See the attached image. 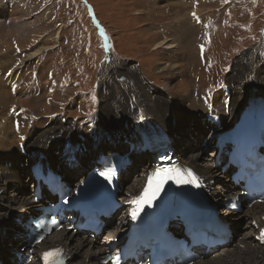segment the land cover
<instances>
[{"label":"rangeland","instance_id":"rangeland-1","mask_svg":"<svg viewBox=\"0 0 264 264\" xmlns=\"http://www.w3.org/2000/svg\"><path fill=\"white\" fill-rule=\"evenodd\" d=\"M174 1L178 2L0 0V67L3 70L0 72L7 79L16 70V79L21 85H35L40 89L31 95H13L10 104H17L25 111L24 121L29 119L31 127L38 117L51 118L52 122L61 118L75 125L79 135L88 136L89 126L92 131L101 128L98 125L101 88L112 81L110 92L116 97L122 96V83H125L122 77L129 70L125 66L134 65L150 86L162 91L173 103L168 114L175 123L178 138L187 141L183 151L176 149L178 154L197 155L196 150L201 151L200 143L212 131L205 136L204 130L200 131L190 121L192 116L201 122L205 115L226 116L227 106L215 105L209 99L228 86L238 65L244 68L247 59L260 53L264 55V0H200L194 5L188 4L187 8L183 2L177 7ZM11 25L28 26L23 28V40L18 36L21 32L16 33ZM5 32L11 33L10 37L3 36ZM163 40L174 47L155 49ZM32 55L36 56L28 62ZM159 64L165 66L164 71L157 70ZM113 75L119 76L115 84ZM257 83L262 82L257 79ZM0 85V88H10L1 77ZM14 87L17 89L19 85ZM206 102L211 104L210 109ZM217 119L221 118H216L212 130ZM66 129L71 131L72 127ZM176 141L175 148L180 144ZM66 147L60 144L59 152ZM7 151L2 155L10 161L12 152ZM214 151V145L202 150L207 157L200 162L208 164ZM133 158L147 161L146 154ZM136 170L134 167L130 181L136 176ZM123 220L122 216H115L111 226ZM235 225L234 243L247 232L245 222ZM221 249H214L212 257L221 253Z\"/></svg>","mask_w":264,"mask_h":264},{"label":"bare ground","instance_id":"bare-ground-1","mask_svg":"<svg viewBox=\"0 0 264 264\" xmlns=\"http://www.w3.org/2000/svg\"><path fill=\"white\" fill-rule=\"evenodd\" d=\"M198 1L200 0H178V2L174 1L173 4L180 7L183 2L184 8H187L189 7L188 4L194 5ZM1 12L2 8H0V15L2 16ZM11 26L16 33L17 31L21 32L18 36L20 40H23L21 34L28 26ZM6 32L3 36L10 37L11 33L7 34ZM170 45L169 41L163 40L156 45L155 49L174 47V45ZM252 54L255 53L250 52V55ZM35 56L29 57L28 62ZM24 62L27 63L26 60ZM125 67H129V70L126 71L127 75L122 80L125 81L122 83L124 85L123 95L116 97L111 93L112 81L105 83L100 90L101 106L98 114L100 120L98 125L101 128L92 131L89 126L88 133L91 134L88 136L86 134L79 135L75 125L69 122L67 124L61 118L57 122H52L51 118L44 120L46 118L38 117L36 123L31 127L30 123L24 121L27 118L25 111L17 104H10V102L14 98L13 95L18 93L19 96H21L20 94L31 95L40 89L35 85H21L20 81L18 82L16 79V70H12L13 73L7 79L3 78V71L0 72L2 82L5 81L6 86L10 87L0 88V257L7 260L8 264H21L18 256L28 253L27 236L25 238L22 236V231H26L22 228L18 235L15 224L16 219H22L26 213H32L31 211L35 207L34 195L38 186L36 179L39 176L36 173L42 170L38 162L41 154H45L44 157L52 168L66 175L68 186L69 184L75 186L83 183L85 176L99 165L100 156L111 154L114 151L118 152L122 166L119 167L115 175V186L120 190V199H123L126 204V213L128 214H132L134 209L138 207L139 210L148 211L150 203L158 202L169 210L171 213L169 217L173 223L184 225L181 212H175L176 209H179L178 206L182 205L180 207L182 208L187 200L194 202L202 200L200 189L189 175H185L181 182H176L170 176V169L166 168L169 166V162L166 161V167H162L158 164L157 158L150 154L153 144L147 141V136L153 135L155 132L152 130L153 128L157 127L162 133L165 131L174 142L178 138L176 126L174 127L175 123L172 122L171 114H168L173 109L171 108L173 103L167 100L162 91L150 86L136 66L128 65ZM164 69L165 66L158 65V71H164ZM112 79L115 84L119 76L113 75ZM257 79L262 83H257ZM14 85H19V87H17L18 91L13 94ZM253 96L264 98V55L262 53L247 59L244 68L238 65L229 78L228 87L209 99V102L215 105L227 106L226 116L207 117L206 115L202 122L195 115L192 116L193 119L190 121L195 123L201 129L200 131L204 130L205 136L207 132L211 133L212 131L210 137L203 141L205 143H200L201 151L196 150L197 155L193 153L184 156V153L181 152L177 154L182 172L187 174L188 170L185 168L187 167L195 176L203 179L211 198L215 201L226 197L225 193H230L232 187L233 189L235 187L233 183L227 186L230 177L227 179V175L223 173L222 169L229 161L237 162L234 152L235 147H238L240 143L236 141L234 146V141L237 137H241V134L238 131H232L228 137V133L240 119L242 111L249 106L250 98ZM209 102H206L208 109L211 107ZM259 111L263 112L261 117L259 113H250L247 119H264V102L260 104ZM216 118L221 119H217L216 126L212 130ZM37 123L38 126L36 127ZM251 124V121H246V125L251 126ZM68 126L72 127L71 131H67ZM249 134L252 136L249 137L248 135L250 140L258 137V129L249 128ZM16 138L20 140L16 141ZM21 140H25V142L22 144ZM256 142L258 141L255 140L254 143ZM20 144L22 146L19 149ZM60 144H67V149L64 152H59ZM212 145H214L215 151L210 155L212 158L208 164L200 162V159L207 157L204 156L202 150H207ZM16 146L18 148H15ZM178 148L181 147L175 149L178 150ZM255 148L257 147L250 150L252 151L250 157ZM8 149H11L10 152H12L10 161L2 155ZM86 154L88 155L81 161ZM143 154L147 155V161H134V155L142 157ZM223 156H225V160ZM2 159H4L3 162ZM132 162H134L133 166H131ZM134 167H137L138 170H136V176L130 181L129 177L131 178ZM157 171L161 173L164 182L155 198L149 203L139 205L132 203L131 201L135 197L145 193V189L149 187V178ZM25 172L27 179L24 178ZM229 173L232 175V179L233 176H240V170L234 167L229 170ZM218 184L223 187L221 191ZM105 189L110 191L107 187ZM224 214L227 216L226 222L232 235L229 242L220 250L221 253H217L213 257L214 250L211 253L203 251V255L194 264H264V244L255 239L264 227V205H256L252 209L247 208L240 215ZM121 216L123 219V215ZM187 217L184 215V220H187ZM240 221L246 223L244 227L247 232L242 234L246 236L234 243L236 228L233 226ZM111 224L112 222L109 224V230H103L102 235L106 234V236L102 242L89 236L65 232L56 234L34 248L32 253L34 261L30 264H42L41 253L57 247L64 249L68 258L66 264H99L97 258L101 257L102 253L107 250L106 244L124 234L122 221L114 226ZM176 233L177 235H183L182 233L196 235L194 229L188 230L186 228L183 231L176 230ZM0 264H4L1 259ZM173 264L179 263L174 262Z\"/></svg>","mask_w":264,"mask_h":264},{"label":"snow or ice","instance_id":"snow-or-ice-1","mask_svg":"<svg viewBox=\"0 0 264 264\" xmlns=\"http://www.w3.org/2000/svg\"><path fill=\"white\" fill-rule=\"evenodd\" d=\"M193 17L194 18L196 17L195 13H193ZM192 180L194 182L195 177H193ZM163 182L164 179L161 176V173L159 171L154 172L153 175L149 178V187L145 189V193L143 195L135 197L131 202L136 203L138 205L141 203H149L152 199L155 198L157 193L160 191ZM136 211H139V207L136 209ZM133 219H135V212L133 213ZM260 238H264V231L261 232ZM58 256H59V250L45 252L43 254L44 264H57Z\"/></svg>","mask_w":264,"mask_h":264},{"label":"water","instance_id":"water-1","mask_svg":"<svg viewBox=\"0 0 264 264\" xmlns=\"http://www.w3.org/2000/svg\"><path fill=\"white\" fill-rule=\"evenodd\" d=\"M125 79V77H122V80H124Z\"/></svg>","mask_w":264,"mask_h":264},{"label":"trees","instance_id":"trees-1","mask_svg":"<svg viewBox=\"0 0 264 264\" xmlns=\"http://www.w3.org/2000/svg\"><path fill=\"white\" fill-rule=\"evenodd\" d=\"M99 41V40H98Z\"/></svg>","mask_w":264,"mask_h":264}]
</instances>
